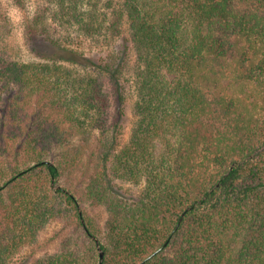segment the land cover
Listing matches in <instances>:
<instances>
[{"label": "trees", "instance_id": "obj_1", "mask_svg": "<svg viewBox=\"0 0 264 264\" xmlns=\"http://www.w3.org/2000/svg\"><path fill=\"white\" fill-rule=\"evenodd\" d=\"M46 3L24 30L55 55L0 56V264L53 220L74 232L31 264H264V0ZM93 39L111 50L87 56ZM130 72L136 120L120 145L102 78L122 106ZM81 202L105 206L103 230Z\"/></svg>", "mask_w": 264, "mask_h": 264}, {"label": "rangeland", "instance_id": "obj_2", "mask_svg": "<svg viewBox=\"0 0 264 264\" xmlns=\"http://www.w3.org/2000/svg\"><path fill=\"white\" fill-rule=\"evenodd\" d=\"M24 4H18L19 0H0V56L6 57L9 60H15L18 62L27 61H42L44 58L55 55L56 48L49 45L47 42L36 41L31 45L26 36V30H24V24L28 19L31 18L36 11L41 10L43 7L47 6L46 0H23ZM129 36L127 25L124 27L123 35H120L114 41L117 45L126 40ZM35 40L37 38L35 37ZM33 46L37 48L34 51ZM81 51H83L87 56L98 59L107 54L111 50V46H106L105 43H99L96 40L85 41L81 46ZM130 59L132 62L135 61V52L133 49L129 51ZM233 68L228 71V78L225 84L229 86L227 91H232L235 86L239 87L238 81L235 79L236 76L233 75ZM126 81L125 83V102L122 106L119 105L117 94L114 85L110 82V79L105 76L102 78L104 82V91L109 99V126L113 128L114 122L119 123V139L120 145L127 143L131 137L132 129L136 120L134 113V105L137 100V91L133 83V74L127 73L123 77ZM250 88L247 89L249 91ZM255 93V92H253ZM240 94V93H239ZM248 100L258 101L260 104L262 102L259 93L257 97L253 96ZM123 114H121L122 112ZM78 175L81 178L80 182L83 183V189L87 185V177L84 172H87L85 168L79 169ZM85 178L86 180H82ZM119 191L125 195L128 199H134L140 191V187L129 182H119ZM82 209L85 210L94 220L97 227L103 230L105 221L107 219V210L105 206L95 205L90 202H81ZM73 227L67 221L64 220H53L48 226L41 232L37 244L31 246L21 253H19L14 259L12 264H31L33 258L41 256L45 253L53 252L59 248L60 242L67 235H72ZM72 232V233H71ZM103 231L97 232L94 238L99 240L102 237ZM96 240V241H97Z\"/></svg>", "mask_w": 264, "mask_h": 264}, {"label": "water", "instance_id": "obj_3", "mask_svg": "<svg viewBox=\"0 0 264 264\" xmlns=\"http://www.w3.org/2000/svg\"><path fill=\"white\" fill-rule=\"evenodd\" d=\"M97 242H98V240H97ZM100 256H101V259H102L103 258V251L101 249H100Z\"/></svg>", "mask_w": 264, "mask_h": 264}]
</instances>
